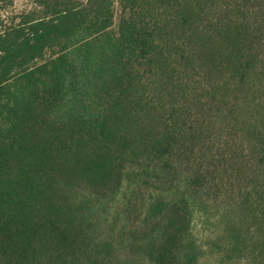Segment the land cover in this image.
Segmentation results:
<instances>
[{"label": "trees", "instance_id": "1", "mask_svg": "<svg viewBox=\"0 0 264 264\" xmlns=\"http://www.w3.org/2000/svg\"><path fill=\"white\" fill-rule=\"evenodd\" d=\"M28 1L0 22V264H264V0Z\"/></svg>", "mask_w": 264, "mask_h": 264}, {"label": "rangeland", "instance_id": "2", "mask_svg": "<svg viewBox=\"0 0 264 264\" xmlns=\"http://www.w3.org/2000/svg\"><path fill=\"white\" fill-rule=\"evenodd\" d=\"M32 8V3L28 0H0V22L6 23L9 25L10 21L13 20L17 15H20L23 11L29 10ZM120 12L117 11V16L115 20V27H117L119 22ZM211 221L210 223H204V218L201 214H196L193 224L192 231L199 241V243H206L208 239L215 236L212 231L213 226ZM220 255L216 252H208L203 258L200 259L199 264H219L218 258Z\"/></svg>", "mask_w": 264, "mask_h": 264}]
</instances>
